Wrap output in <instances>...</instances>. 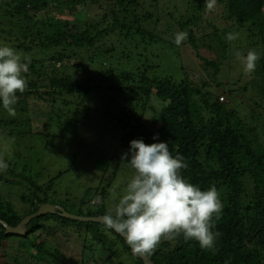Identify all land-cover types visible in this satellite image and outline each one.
I'll return each mask as SVG.
<instances>
[{
    "label": "trees",
    "instance_id": "16d2710c",
    "mask_svg": "<svg viewBox=\"0 0 264 264\" xmlns=\"http://www.w3.org/2000/svg\"><path fill=\"white\" fill-rule=\"evenodd\" d=\"M77 5L96 7V18L76 19ZM52 9L68 14L47 16ZM233 30L241 33L235 44L246 42L260 55L253 73L243 66L240 72L246 88L258 89L246 104L231 93L223 102L224 95L218 97L193 69L183 68L178 81L156 71L161 52L186 50L193 68L199 62L216 78L231 58L226 34ZM178 31L188 33L179 46L174 43ZM0 42L30 60L23 73L25 90L16 94L15 117L0 107L1 143L19 147L22 143L12 138L58 137L51 126L62 119L69 130L108 120L119 129L120 141L112 156L116 165L95 188L97 201L89 199L86 213L67 210L56 200V176L35 165L41 158L18 148L0 152L8 163L0 171V264H104L107 257L114 264H144L103 223L69 219L57 211L31 218L22 235L6 233L2 224L15 227L44 203L76 215L103 216L108 188L119 168L128 165L124 154L133 139L168 142L171 154L187 163L182 176L202 190L214 185L223 203L219 218H213V231L220 233L214 249L179 236L162 240L146 255L152 262L264 264V0H216L212 11L204 0H0ZM243 48L237 51L246 55ZM92 94L100 102H91Z\"/></svg>",
    "mask_w": 264,
    "mask_h": 264
},
{
    "label": "clouds",
    "instance_id": "9594fccd",
    "mask_svg": "<svg viewBox=\"0 0 264 264\" xmlns=\"http://www.w3.org/2000/svg\"><path fill=\"white\" fill-rule=\"evenodd\" d=\"M204 2L208 11L215 8L216 0ZM187 38L186 31H178L174 43L179 46ZM237 38V33L226 34L228 41ZM236 56L245 73L255 71L260 59L255 50ZM29 63L14 48L0 45V107L11 117L16 115L17 92L25 90L23 73L28 72ZM157 139L154 135L153 140ZM124 159L133 175L118 203L100 218L107 229L121 234L136 255H150L162 240L179 236L197 241L201 249L215 248L220 233L213 231V218H219L223 203L214 185L202 190L183 177L181 169L187 163L180 154L173 156L165 141L146 144L133 139ZM7 168V161L0 158V171Z\"/></svg>",
    "mask_w": 264,
    "mask_h": 264
},
{
    "label": "rangeland",
    "instance_id": "374dc122",
    "mask_svg": "<svg viewBox=\"0 0 264 264\" xmlns=\"http://www.w3.org/2000/svg\"><path fill=\"white\" fill-rule=\"evenodd\" d=\"M178 10L182 11L181 4ZM165 11L168 12L169 10L165 9ZM177 13L178 11L176 14ZM65 14L68 13L63 11L59 13L57 10L52 9L47 16L60 17ZM73 14L79 21L88 23L96 18L97 10L94 6L84 7L82 5H77ZM43 16L44 14H42V17ZM159 24H161V22H159ZM232 32L237 33L238 36L241 34L235 30ZM122 45H117V47L121 48ZM241 48L247 51L255 50L253 46L246 42L240 41V44H235V40L231 41L229 55L231 58H228L230 60L226 59V61L221 64L220 71L217 73L216 78H213L212 75H208L199 62L195 61V68H193V62L192 60H188L190 58L186 50L178 51L175 55H169L160 51L162 55L159 57V61H156L158 65L156 71L160 74L169 75V77L178 81L183 76V68L184 71L193 69V72L204 76L211 86V91L214 93L219 92L218 97L224 95L223 102L229 101L226 94L231 93V98H233L234 101L236 99L239 104L243 105L247 103L248 97H255L258 93V89L254 85L246 88L247 85H245V82L247 80L240 77L243 65L239 59L237 61L236 53L238 52L237 50ZM255 51L258 53V50ZM228 67L230 69H228ZM236 72L238 74L236 79L229 80V77L232 74H236ZM103 100L102 98L101 101ZM90 101L94 103L96 101L100 102V98L92 94ZM153 106L159 107L160 104L155 101ZM152 114V111H148L146 115L149 117V115ZM51 127V131L57 134L58 137H49L47 140L42 136L35 137V139L26 137L23 140L12 138L13 142L22 143L19 147H16L12 142L6 144L0 141V152L3 154L9 152L8 154H11L12 151H17L16 148H18L19 151L17 152L22 151L24 154L33 158H41V162L35 165H43L46 167L48 175L56 176V178H54L55 190L57 193L56 200L61 202L67 210L76 213L80 210L82 213H86L89 207L87 202H89L90 198H95V188H98L100 184H102V180L110 175L116 165L112 156L120 148L119 129L115 123L110 124L108 120L107 122L98 120L95 123L81 125L77 129L69 130L67 128V120L62 119L61 122H57ZM46 132L45 130L43 133ZM72 135L76 136L72 137ZM132 175L133 170L128 165H122L119 168L111 186L108 188V196L104 203L107 212L113 209L116 203H118ZM82 200L86 201L83 206L80 204ZM93 201H97V198ZM14 203L16 202L14 201ZM69 251L71 252L72 250ZM67 253L68 256H72L68 251ZM89 256L91 257V255ZM92 258L93 257H91V260ZM2 259L3 256L0 252V260ZM114 261V258L107 257L104 264H114Z\"/></svg>",
    "mask_w": 264,
    "mask_h": 264
},
{
    "label": "water",
    "instance_id": "95a60500",
    "mask_svg": "<svg viewBox=\"0 0 264 264\" xmlns=\"http://www.w3.org/2000/svg\"><path fill=\"white\" fill-rule=\"evenodd\" d=\"M57 211L59 212V214L62 217H66V218H69V219H73V220H77V221H81V222H97V223H102V221L100 219L102 217L101 215H98V216H82V215H76V214L67 212L60 205L50 204V203H44V204L40 205L39 209L35 213L30 214V215L24 217L17 226L11 227V226L6 225L5 223H2V224L5 227L6 233L22 235V234H24V225L31 218L36 217V216H42V215H45V214H48V213H56ZM119 235L124 239V237L121 234H119ZM138 256L141 258V260L143 261L144 264H155L146 255H138Z\"/></svg>",
    "mask_w": 264,
    "mask_h": 264
},
{
    "label": "built area",
    "instance_id": "2783aa9c",
    "mask_svg": "<svg viewBox=\"0 0 264 264\" xmlns=\"http://www.w3.org/2000/svg\"><path fill=\"white\" fill-rule=\"evenodd\" d=\"M220 100H224V98L222 96L219 97Z\"/></svg>",
    "mask_w": 264,
    "mask_h": 264
}]
</instances>
